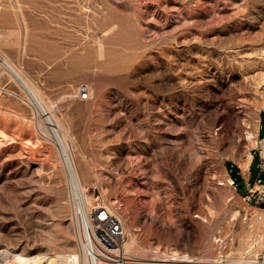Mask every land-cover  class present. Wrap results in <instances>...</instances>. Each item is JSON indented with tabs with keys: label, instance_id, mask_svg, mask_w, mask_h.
<instances>
[{
	"label": "rangeland",
	"instance_id": "374dc122",
	"mask_svg": "<svg viewBox=\"0 0 264 264\" xmlns=\"http://www.w3.org/2000/svg\"><path fill=\"white\" fill-rule=\"evenodd\" d=\"M0 3V53L62 131L84 200L122 217L126 254L264 264V206L226 166L264 176V0ZM37 119L0 63V264L78 252L67 169Z\"/></svg>",
	"mask_w": 264,
	"mask_h": 264
},
{
	"label": "bare ground",
	"instance_id": "6f19581e",
	"mask_svg": "<svg viewBox=\"0 0 264 264\" xmlns=\"http://www.w3.org/2000/svg\"><path fill=\"white\" fill-rule=\"evenodd\" d=\"M0 63L5 67V69L9 72V74H11V76L18 81L21 88L27 94L28 100H30V102H31V104L35 110V115L38 118L37 119L38 120V126L37 127L40 128L39 130H41L40 132L42 134L44 133V134H48V135L51 134L52 135V137L54 138L52 140H54L55 143L58 145L57 147L60 150L59 152L61 153V155L63 157V161H64L66 169H67L69 184H70V198H71L72 204L74 206V212H75V215L77 217V222H78V226H77V235H78V241H77L78 242V250L77 251L78 252H73L69 256L66 255L64 258L62 257L61 262H62V264H93L90 246L85 241V215H86V213L89 212V207L91 205H93V202L91 201L89 204L87 201L84 200L83 193H82V190H81V187L79 184L76 168H75V165H74L72 158L70 156L69 149L67 148L64 135L62 134V131H60L59 129H57L53 125V122L51 121V119L48 118L47 113L43 111V110H47V108L43 105V102L41 101V99H38L39 96H38L37 91L27 82V80H25V78L21 75V73L1 53H0ZM47 123H48V125H47ZM44 149H45V147H44ZM44 151H46V149ZM251 154L249 153V155H247L248 159L246 160V162L241 164V167L245 171V173H247V171H248V167H249V164L251 161ZM227 183L228 184L232 183L231 177L227 178ZM123 247L125 250L131 252V250L133 248H136L134 239L133 238L132 239L126 238ZM1 252H4L5 253L4 255H6L8 253L6 250H1ZM4 255L2 254V256H4ZM127 255H129L128 257L130 259H132V260H127V262L129 264H170V263H164V262H152V261L146 262L147 260L145 261V258L139 257L137 255V253L127 254ZM170 255L173 256V255H175V253H172ZM7 256H8V254H7ZM16 258H17L18 264H41L40 263L41 259H43V260H45V262L47 261V263H49V262H52L54 259L53 257L50 258L49 256L48 257H44V256L39 257L38 256L36 258L35 257L29 258V257L23 256L20 254ZM142 259H144V260H142ZM151 259H154V258H151ZM172 259H175V257L170 258V260H172ZM154 260H169V259L163 258V259H154ZM15 264H17V263H15ZM99 264H105V263L99 262Z\"/></svg>",
	"mask_w": 264,
	"mask_h": 264
},
{
	"label": "built area",
	"instance_id": "2783aa9c",
	"mask_svg": "<svg viewBox=\"0 0 264 264\" xmlns=\"http://www.w3.org/2000/svg\"><path fill=\"white\" fill-rule=\"evenodd\" d=\"M89 90L87 84H81L78 89L79 97L86 98ZM253 184H256L257 188L252 187ZM259 186H264V177L260 173L245 185L243 197L248 204L264 203V188ZM98 201L85 215V241L90 246L93 264H129L127 260L132 259L123 247L127 238L123 219L110 206Z\"/></svg>",
	"mask_w": 264,
	"mask_h": 264
},
{
	"label": "trees",
	"instance_id": "16d2710c",
	"mask_svg": "<svg viewBox=\"0 0 264 264\" xmlns=\"http://www.w3.org/2000/svg\"><path fill=\"white\" fill-rule=\"evenodd\" d=\"M262 126H261V131H260V134H262V129L264 128V116L262 117ZM259 159V156L258 154H255L254 156V159H253V162H252V168L254 166H256L257 164V160ZM226 166L229 170V173H230V176L231 178L233 179V183L239 187L242 192L245 190V185H244V178L240 172V168L238 167V165H236L235 163L231 162V161H226ZM251 168V169H252ZM260 173V172H259ZM258 175V173L254 176L253 172H252V177H251V180L253 181L254 178ZM260 175L262 177H264L261 173Z\"/></svg>",
	"mask_w": 264,
	"mask_h": 264
},
{
	"label": "water",
	"instance_id": "95a60500",
	"mask_svg": "<svg viewBox=\"0 0 264 264\" xmlns=\"http://www.w3.org/2000/svg\"><path fill=\"white\" fill-rule=\"evenodd\" d=\"M250 181H251V179H250ZM262 206H264V203L262 204Z\"/></svg>",
	"mask_w": 264,
	"mask_h": 264
},
{
	"label": "crops",
	"instance_id": "0c3cea01",
	"mask_svg": "<svg viewBox=\"0 0 264 264\" xmlns=\"http://www.w3.org/2000/svg\"><path fill=\"white\" fill-rule=\"evenodd\" d=\"M260 132V131H259Z\"/></svg>",
	"mask_w": 264,
	"mask_h": 264
}]
</instances>
